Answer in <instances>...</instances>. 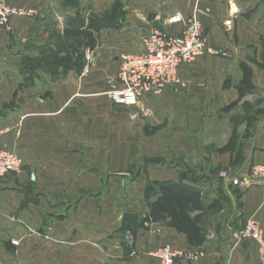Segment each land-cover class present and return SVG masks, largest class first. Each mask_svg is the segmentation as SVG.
Wrapping results in <instances>:
<instances>
[{
    "label": "crops",
    "instance_id": "crops-1",
    "mask_svg": "<svg viewBox=\"0 0 264 264\" xmlns=\"http://www.w3.org/2000/svg\"><path fill=\"white\" fill-rule=\"evenodd\" d=\"M0 4L34 13L12 18L8 31L0 27V146L22 162L19 172L0 179V264H156L148 253L163 246L196 256L179 264H261L258 243L231 234L253 219L264 238V182L250 177L264 167V0ZM193 14L206 47L227 57L182 64L183 88L167 86L132 107L112 102L106 81L121 55L141 51L152 31L180 34ZM175 17L180 22H171ZM89 19L98 27L88 75L63 74L62 67L52 75L23 71L25 56L60 51L63 58L64 31ZM240 63L253 71V90L225 110L238 98ZM231 137L234 150L219 153ZM225 170L241 185L218 178ZM168 182L199 191L204 206H222L198 217L206 230L201 247L163 224L138 228L156 187Z\"/></svg>",
    "mask_w": 264,
    "mask_h": 264
},
{
    "label": "built area",
    "instance_id": "built-area-1",
    "mask_svg": "<svg viewBox=\"0 0 264 264\" xmlns=\"http://www.w3.org/2000/svg\"><path fill=\"white\" fill-rule=\"evenodd\" d=\"M33 15L32 10L0 4V27L8 31L12 18H31ZM171 22H180V18H172ZM225 24L229 25L230 22ZM204 56L226 58L227 52L220 48L206 47L204 28L196 14L184 21V28L180 34L169 35L152 31L143 38L141 51L121 55L117 73L106 81L109 97L115 104L132 107L138 104L141 97L158 95L167 86L176 84L183 88L185 84L178 78L179 67ZM84 57L85 65L80 77L89 74L91 51L85 50ZM21 166L22 162L18 155L0 146V179L19 172ZM250 177L264 182V167L253 168ZM218 178L230 180L234 186L241 185L239 179L233 178L226 170L221 171ZM261 187L264 202V183ZM231 237L239 243L255 240L259 245L261 264H264V238L260 224L256 220H246L243 227L233 232ZM124 241L129 247L133 246L130 233H126ZM130 255L136 256L137 252L132 249ZM148 255L157 261L156 264H179L180 260H192L196 257L175 251L168 246L150 251Z\"/></svg>",
    "mask_w": 264,
    "mask_h": 264
},
{
    "label": "trees",
    "instance_id": "trees-1",
    "mask_svg": "<svg viewBox=\"0 0 264 264\" xmlns=\"http://www.w3.org/2000/svg\"><path fill=\"white\" fill-rule=\"evenodd\" d=\"M97 27L95 20L92 19L88 20V24L84 28H74L71 26L70 29L64 31L62 36L63 41L61 42L67 45L63 58L58 56V52L60 51L50 53L38 59L25 56L23 71L30 75V73L40 70L52 75L55 74V71L59 67H62L63 74H66L68 71H75L80 74L85 65L84 51L89 50L92 52L94 48L92 31ZM71 39L80 42L83 50L81 56L75 54V52L77 53V49L71 45ZM239 67L242 72V78L236 87L238 98L235 102L224 108L225 110L236 107L243 97L253 90V85H251L252 69L245 63H240ZM26 84L28 83H23L17 89L21 90ZM49 95L50 93L46 92L42 96V99H48ZM233 150V137H231L228 144L219 149L218 152L223 153ZM155 191V198L147 201V213L140 219L138 228L147 229L146 225L149 224H163L177 233L185 235L187 244L190 247H201L205 242L206 230L198 225V217L200 215L216 213L222 209V206L217 201H213L209 206H204L200 192L182 183H161L158 184ZM195 213H198V215L193 217L192 215Z\"/></svg>",
    "mask_w": 264,
    "mask_h": 264
},
{
    "label": "rangeland",
    "instance_id": "rangeland-1",
    "mask_svg": "<svg viewBox=\"0 0 264 264\" xmlns=\"http://www.w3.org/2000/svg\"><path fill=\"white\" fill-rule=\"evenodd\" d=\"M70 42H71V45L73 46V48L77 49V53L75 52V54H78L79 56H81V53H83L82 52L83 50H82V46L80 45V42L78 40H74V39H71ZM245 108H246L245 109L246 111L244 110V112H246L247 115H249L250 113H248V111H247L248 108L246 106H245ZM235 117H237V115ZM234 121L236 122V120H234ZM234 121H230V122L232 123ZM11 243L14 245V242H11Z\"/></svg>",
    "mask_w": 264,
    "mask_h": 264
}]
</instances>
